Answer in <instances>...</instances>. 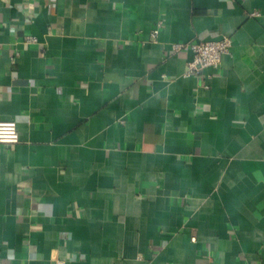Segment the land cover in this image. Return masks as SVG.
Returning a JSON list of instances; mask_svg holds the SVG:
<instances>
[{
  "label": "crops",
  "instance_id": "1",
  "mask_svg": "<svg viewBox=\"0 0 264 264\" xmlns=\"http://www.w3.org/2000/svg\"><path fill=\"white\" fill-rule=\"evenodd\" d=\"M0 44V264H264V0H0Z\"/></svg>",
  "mask_w": 264,
  "mask_h": 264
},
{
  "label": "built area",
  "instance_id": "2",
  "mask_svg": "<svg viewBox=\"0 0 264 264\" xmlns=\"http://www.w3.org/2000/svg\"><path fill=\"white\" fill-rule=\"evenodd\" d=\"M254 13L252 16H257ZM162 23L159 22L157 27L152 31V40L156 42L160 33ZM27 43H36L37 38L29 36L26 38ZM233 40L231 37L224 36L218 41L207 42H189L176 44L173 50L179 52H192L194 57L189 63L186 71L187 76H199L207 68L219 69L224 56L231 53ZM2 46L0 44V53ZM20 141L17 123L14 121H4L0 119V145L13 146ZM58 264H65L58 262Z\"/></svg>",
  "mask_w": 264,
  "mask_h": 264
}]
</instances>
